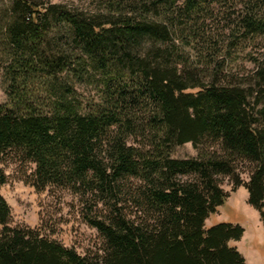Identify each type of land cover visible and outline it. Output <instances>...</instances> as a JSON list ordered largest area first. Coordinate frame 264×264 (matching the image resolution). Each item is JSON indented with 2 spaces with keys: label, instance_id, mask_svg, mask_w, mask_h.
Returning a JSON list of instances; mask_svg holds the SVG:
<instances>
[{
  "label": "trees",
  "instance_id": "1",
  "mask_svg": "<svg viewBox=\"0 0 264 264\" xmlns=\"http://www.w3.org/2000/svg\"><path fill=\"white\" fill-rule=\"evenodd\" d=\"M144 7L152 18L95 19L14 0L0 42L8 98L0 104V186L1 163L15 153L33 165L25 181L35 191L79 196L103 243L101 254L85 256L36 229L12 227L0 194V264H246L229 245L243 228H205V220L228 196L220 184L228 178L231 190L247 189L264 221V105L256 108L260 101L240 86L203 82L179 65L182 46L222 51L214 37L221 20L232 45L264 38V0ZM88 82L96 100L77 92ZM187 142L218 151L171 156ZM240 163L249 165L247 179Z\"/></svg>",
  "mask_w": 264,
  "mask_h": 264
},
{
  "label": "rangeland",
  "instance_id": "2",
  "mask_svg": "<svg viewBox=\"0 0 264 264\" xmlns=\"http://www.w3.org/2000/svg\"><path fill=\"white\" fill-rule=\"evenodd\" d=\"M24 1L29 2L33 9H42L49 4H60L66 9L80 11L95 19H106L120 14H131L146 19L153 17V12L150 13L146 10L147 7H144L148 0ZM13 3L14 0H0V42L4 37V27L11 16ZM226 24L221 20L214 30L216 32L214 37L222 46V51L213 55L209 45L206 44H200L196 50L182 46V61L179 66L195 73L206 83L240 86L248 94H252L250 99L253 103L260 101L256 107L260 108L264 105V38L260 37L254 41L248 39L236 46L232 45L235 38L229 30L220 31ZM211 32H213L212 28ZM52 34H55V31H52ZM2 77L3 70L0 71V104L8 102L3 91ZM76 88L85 100H96V89L93 84L82 83L76 85ZM214 150L218 151L216 144L201 145L196 148L187 142L175 146L171 156L197 157L201 151L209 153ZM248 166L241 163L237 166V172L243 179H247ZM1 167L6 175V182L0 186V194L10 207V226L36 229L41 234L52 237L67 247H72L81 255L94 257L102 253V238L97 230L84 220V213L88 207L77 194L58 187L35 191L25 181L33 165L22 161L15 153L9 154L1 163ZM220 184L228 192V196L217 211L205 220V228L219 222L240 225L243 228L241 238L237 241L230 240L229 245L237 248L245 258L246 264H264V221L259 211L248 203L247 189L240 186L231 190L228 178L221 179Z\"/></svg>",
  "mask_w": 264,
  "mask_h": 264
}]
</instances>
